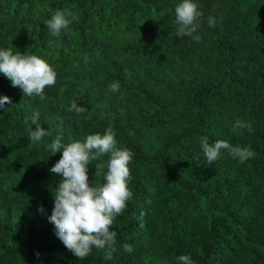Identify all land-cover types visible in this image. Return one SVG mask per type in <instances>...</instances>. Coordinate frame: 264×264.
I'll list each match as a JSON object with an SVG mask.
<instances>
[{"label": "trees", "instance_id": "obj_1", "mask_svg": "<svg viewBox=\"0 0 264 264\" xmlns=\"http://www.w3.org/2000/svg\"><path fill=\"white\" fill-rule=\"evenodd\" d=\"M182 2L0 0V49L37 55L57 73L44 100L24 96L0 74V98L11 100L0 108V264H131L149 256L180 264L181 255L193 264H264V0H194L203 12L194 33L199 42L176 36ZM58 10L78 19L68 16L69 28L53 36L46 21ZM105 63L118 69L116 76L106 72V83L119 82L120 91L107 100L78 94L75 76ZM125 67L174 72L175 80L155 91L129 82ZM125 100L135 109L126 110ZM73 101L86 111L70 112ZM237 121L253 131L234 130ZM38 125L49 134L31 143L29 129ZM108 127L117 147L133 153V196L111 228L117 233L111 259L93 248L79 260L49 221L61 179L50 169L62 153L47 145L60 134L67 144ZM205 136L210 144L250 145L255 156L240 163L222 151L209 164ZM96 163L89 179L103 184Z\"/></svg>", "mask_w": 264, "mask_h": 264}, {"label": "clouds", "instance_id": "obj_2", "mask_svg": "<svg viewBox=\"0 0 264 264\" xmlns=\"http://www.w3.org/2000/svg\"><path fill=\"white\" fill-rule=\"evenodd\" d=\"M68 16H71L72 20L78 19L73 13L58 10L46 21L53 36H59L62 31L69 28L72 21L67 18ZM202 16L203 12L199 10L198 3L194 0H183L175 8L176 36L181 39L191 37L199 42L201 37L194 33L198 32ZM208 24L214 27L215 17L209 16ZM0 74L11 81L12 87L21 89L24 96H38L41 100L46 99L45 89L55 86L57 82L56 71L44 59L34 54H21L19 51L14 54L11 48L0 49ZM109 91L119 92V82L111 83ZM10 103L9 97L0 98V108ZM68 110L78 115L86 111L85 108L77 106L75 101ZM38 119L37 111L31 117L32 124L36 125ZM24 123L26 125L29 123V117L24 118ZM235 129L253 131L250 123L242 121L236 122ZM48 134V131L38 125L35 130L29 129L28 139L31 143H38ZM62 140L63 135L60 134L47 145V149L52 153H62L59 161L50 169L52 174L61 179L53 194L54 208L49 221L54 224L58 238L79 260L88 257L93 248L106 250L105 258L111 259L117 237V233L111 228L115 219L123 214L127 202L133 196L128 187L132 178L129 165L133 153L127 148L117 147L116 133L112 127H108L103 134L88 135L83 141L65 144ZM200 143L209 164L218 161L222 151H227L240 163L255 156L250 145L232 146L224 140L210 144L206 136L201 137ZM105 155L108 156L106 162L103 160ZM93 161H98L95 164V176L103 174V184H94L89 179V165ZM39 211L44 212L43 207ZM124 250L131 253L133 247L125 244ZM178 261L180 264H193L188 255L179 256Z\"/></svg>", "mask_w": 264, "mask_h": 264}, {"label": "rangeland", "instance_id": "obj_3", "mask_svg": "<svg viewBox=\"0 0 264 264\" xmlns=\"http://www.w3.org/2000/svg\"><path fill=\"white\" fill-rule=\"evenodd\" d=\"M118 42H121V40H118ZM117 70L113 72V70L109 66H106L105 63V65L103 64L102 66L98 67V69H96L94 72L86 70L84 72L79 73L77 76H75V86L77 89V93L83 94L88 91L90 92L89 97L92 100L100 95L103 98V100H107L111 92L109 91V85L106 83L108 81L106 77V72H109V74H113L116 76ZM124 75L125 78L131 83L141 84V85L149 84L155 91L157 89L160 92L164 90V86L166 85L167 82L175 80L174 72H157L154 69L141 68V67H134V68L125 67ZM134 104L135 103L132 102L131 100L130 101L125 100L124 107L126 110L131 111L135 109ZM155 141H156V137L153 136L151 138V143H154ZM131 264H168V263H166L163 260H156L149 256L142 259H136Z\"/></svg>", "mask_w": 264, "mask_h": 264}]
</instances>
